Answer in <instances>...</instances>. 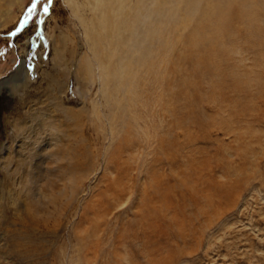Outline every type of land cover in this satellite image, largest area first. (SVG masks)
<instances>
[{"label":"rangeland","instance_id":"rangeland-1","mask_svg":"<svg viewBox=\"0 0 264 264\" xmlns=\"http://www.w3.org/2000/svg\"><path fill=\"white\" fill-rule=\"evenodd\" d=\"M65 1L0 0V264H264V3L223 53L177 42L132 104L89 0ZM26 123L46 126L33 161Z\"/></svg>","mask_w":264,"mask_h":264},{"label":"bare ground","instance_id":"bare-ground-1","mask_svg":"<svg viewBox=\"0 0 264 264\" xmlns=\"http://www.w3.org/2000/svg\"><path fill=\"white\" fill-rule=\"evenodd\" d=\"M65 2L74 14H79L87 3L84 1L85 4H80L79 0ZM88 2L92 7L91 10L95 12L90 17L84 14L85 18L81 19L84 26L82 27L86 29L85 34L90 40H96L92 52L95 62L98 63L105 77L103 78L106 80H104L105 86L108 85V80H115L117 89L124 88L125 97L132 103L136 101L140 73H153L165 62L169 53L174 51L177 42L188 45L192 52L201 53L205 47H211L210 50L216 47L218 53H223L219 42L233 38L236 33L235 27L243 25L249 27L250 34L254 35L257 31L252 27L259 20V9L264 0H89ZM189 27H191L190 32L184 35L182 30L190 29ZM94 32H97L96 36ZM81 67L85 74L91 72L92 65L86 60ZM128 107L132 108L131 105ZM38 116L40 115H35L31 119L34 121ZM36 124L42 132L46 128L45 125ZM22 128L26 132V139L32 143L28 146L26 143L19 144L18 154L22 155L23 150L29 151L27 153L30 155V161H33L39 154L35 151L37 147L43 148L42 144L40 145L42 132L39 135L35 124L28 127L26 123ZM22 165L25 171H18L17 174L20 177L24 176L25 181L30 180L38 187V177L42 174L40 166L37 164L29 167L24 162ZM25 175H28V178Z\"/></svg>","mask_w":264,"mask_h":264},{"label":"snow or ice","instance_id":"snow-or-ice-1","mask_svg":"<svg viewBox=\"0 0 264 264\" xmlns=\"http://www.w3.org/2000/svg\"><path fill=\"white\" fill-rule=\"evenodd\" d=\"M40 0H36V3H39ZM35 10V4L33 5L32 9L29 10V15H31ZM44 13L47 14L48 13V7L45 6L43 9ZM40 23H43V21H40Z\"/></svg>","mask_w":264,"mask_h":264}]
</instances>
